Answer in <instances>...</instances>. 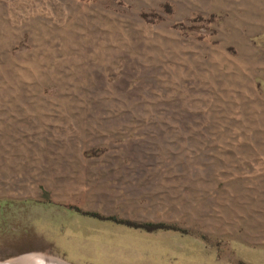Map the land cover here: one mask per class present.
<instances>
[{"label":"rangeland","instance_id":"374dc122","mask_svg":"<svg viewBox=\"0 0 264 264\" xmlns=\"http://www.w3.org/2000/svg\"><path fill=\"white\" fill-rule=\"evenodd\" d=\"M26 252L264 264V0H0V262Z\"/></svg>","mask_w":264,"mask_h":264},{"label":"trees","instance_id":"16d2710c","mask_svg":"<svg viewBox=\"0 0 264 264\" xmlns=\"http://www.w3.org/2000/svg\"><path fill=\"white\" fill-rule=\"evenodd\" d=\"M84 214L88 215L92 218L99 219V220H110L114 223L121 224V225L131 227V228L140 229V230H143L145 232H155L158 230H177L181 233H184V230L179 229L173 225L163 223V222H131L128 220L117 219L114 217H101L98 214L93 213V212H86Z\"/></svg>","mask_w":264,"mask_h":264},{"label":"bare ground","instance_id":"6f19581e","mask_svg":"<svg viewBox=\"0 0 264 264\" xmlns=\"http://www.w3.org/2000/svg\"><path fill=\"white\" fill-rule=\"evenodd\" d=\"M47 258H52V257H47ZM47 258L46 257L44 258V255L42 254L27 253L25 255H20L15 259L6 260L0 264H9L12 262H17L19 264H48L51 261H46ZM52 259L58 260L56 258H52ZM52 264H55V263L52 262Z\"/></svg>","mask_w":264,"mask_h":264},{"label":"water","instance_id":"95a60500","mask_svg":"<svg viewBox=\"0 0 264 264\" xmlns=\"http://www.w3.org/2000/svg\"><path fill=\"white\" fill-rule=\"evenodd\" d=\"M28 252H26V253H22V254H20V255H25V254H27ZM20 255H18V256H20ZM18 256H16V257H13L12 259H15V258H17ZM47 258V256L45 255L44 256V258ZM6 261V260H5ZM46 261H51V262H49V263H51L52 264V262L53 263H55V264H70V263H67V262H64V261H58V260H55V259H52V258H47L46 259ZM0 263H2V262H0ZM48 263V264H49ZM9 264H19V263H17V262H12V263H9Z\"/></svg>","mask_w":264,"mask_h":264}]
</instances>
